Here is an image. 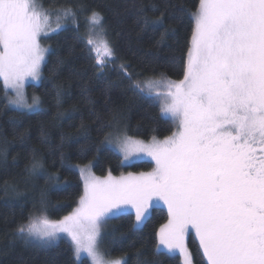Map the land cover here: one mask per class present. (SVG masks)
I'll return each mask as SVG.
<instances>
[{"label":"snow or ice","instance_id":"1","mask_svg":"<svg viewBox=\"0 0 264 264\" xmlns=\"http://www.w3.org/2000/svg\"><path fill=\"white\" fill-rule=\"evenodd\" d=\"M76 17L72 8L60 9L51 28L50 13L37 0H0V81L7 105L38 110L40 99L28 102L25 82L40 77L47 49L39 38L58 33L61 19L71 18L78 28ZM86 24L87 46L102 70L114 56L106 39H95L104 36L103 18L92 11ZM135 87L147 90L148 98L160 101L162 116L177 122L163 141L115 135L125 159L145 153L155 162L152 172L104 179L89 173L72 213L59 221L41 217L43 227L33 221L18 233L44 244L66 233L77 259L86 252L92 264H126L125 258L103 259L101 225L134 214L132 228L139 229L154 203L163 201L168 222L156 234L157 247L179 250L190 264L184 236L191 226L207 264H264V0H199L183 79ZM112 135L105 137L109 144ZM38 167L34 159L32 170ZM80 171L84 176L88 166Z\"/></svg>","mask_w":264,"mask_h":264},{"label":"trees","instance_id":"2","mask_svg":"<svg viewBox=\"0 0 264 264\" xmlns=\"http://www.w3.org/2000/svg\"><path fill=\"white\" fill-rule=\"evenodd\" d=\"M198 2L39 0L47 10L72 8L79 27L71 19L42 40L48 51L41 79L26 86L28 96L39 97L38 110L7 105L0 81V264H91L76 258L67 238L36 246L18 228L33 216L59 221L77 208L83 182L76 166L92 164L97 176L152 168L146 161L124 164L105 137L120 131L159 140L173 133L159 105L135 85L157 76L183 79ZM92 11L103 18L104 36L95 39H106L114 53L102 70L86 43ZM34 159L39 167L33 171ZM167 219L158 206L139 229L132 228L133 214L108 219L101 225L104 256L123 257L126 264H180L177 255L157 251L156 234ZM189 241L193 264H207L198 244Z\"/></svg>","mask_w":264,"mask_h":264},{"label":"rangeland","instance_id":"3","mask_svg":"<svg viewBox=\"0 0 264 264\" xmlns=\"http://www.w3.org/2000/svg\"><path fill=\"white\" fill-rule=\"evenodd\" d=\"M38 2H39V0H37V4H38V6H41ZM43 10H45V11H47V12L50 13V26H51V28H55V27H56V24H57V14H58V11H59L60 9H59V10H47V9H44V8H43ZM70 20H71V18L61 19V20H60V23H61V25H62V28H63V26H64L65 24H67ZM49 34H51V32H50ZM45 37H46V36L41 35V37L39 38V41H40V45H41V47L47 49V46L44 45L43 42H42V40H43ZM47 51H48V49H47ZM47 51L45 52V58H46ZM44 61H45V59H44ZM44 61H43L42 64H41V70H42V66H43ZM40 79H41V73H40V77H39L37 80H32L31 78H27V80H26V82H25V92H26V96H27V98H28V102H29V103H31V98H32V96H35V95L28 96L27 91H26V86H27V84H34V85H36V84L39 83ZM158 79H162V77H158V76H157V77H151V78H148L146 81H148V80H158ZM169 80H170V79H169ZM172 81H174V80H172ZM143 82H145V81H143ZM143 82H142V83H143ZM142 83H141V84H142ZM141 93L147 96V90H145L144 92H141ZM12 95H14V93H12L11 89H9V90H8V96L11 97ZM153 100L159 105V108H160V107H161V103H160V101H159V100H156V99H153ZM10 106L16 108L14 105H10ZM21 110L29 111V110H27V109H21ZM33 111H34V110H33ZM161 115H162V114H161ZM163 117H165L166 119H168L169 121H171V123L173 124V127H174V131H176V130H177V122H174V121L171 119V117H168V116H163ZM174 131H173V132H174ZM111 134H113V135H112V140H113V142H112L111 144H109V143L106 141L105 144H106L108 147L112 148L115 152H117V153L121 156V158H122V162H123L124 164L127 165V164H131V163H134V162L146 161V162H148V163H150V164L152 165V168H151L150 170L144 172V173L147 174V173L152 172L153 168L155 167V162L152 160V158H151L150 156H148V155L145 154V153H138V154H133V155L129 156L127 159H125L124 154L120 151V148L118 147V144H117V142H116V140H115V135H116V134H119L121 137H123V136L126 135V134H125L124 132H120V131H115V132H113V133H111ZM171 135H172V134H171ZM171 135H170V136H171ZM127 136H128V135H127ZM128 137H131V138L134 139V140H140V141H143L145 144L150 143V142L152 141V139H151V140H143V139L135 138V137H132V136H128ZM156 140H157V139H156ZM163 140H164V139H159V141H163ZM85 166H88V172H86L85 175L82 176L80 170H81L82 168H84ZM75 168L77 169V171H79V173H80V175H81L82 182H83V194H82V196L84 195L85 177H86L89 173H90L92 176H94V177H98V178H100V179H104L105 177H108V176H109V175H106V176H97V175H95L94 172H93V170H92V164H87V165H82V166H76ZM132 174H133V175H139L140 173H136V174L132 173ZM127 175H128V174H123V176H127ZM111 176L114 177V178H119V177H121L122 175H119V176H113V175H111ZM78 202H80V199H79ZM78 206H79V204H78ZM78 206H77V207H78ZM154 206L163 207V208L166 210L167 214H168L167 207H166V205H164L163 201H158V202L154 203L153 207H154ZM75 209H76V207H75ZM75 209H74V210H75ZM74 210H73V211H74ZM73 211H72V212H73ZM72 212H71V213H72ZM149 214H150V212H149ZM133 215H134V214H133ZM148 216H149V215H148ZM41 217H43V216H33V217L31 218V220H30L27 224H25L24 226H27L30 222H33V221H34V222L36 223V226H37V227H43V225H41V224L39 223V220H40ZM134 218H135V217H134ZM62 219H63V218H62ZM146 219H147V218H146ZM50 221H53V220H50ZM167 222H168V219H167V221H166L163 225L167 224ZM160 228H161V227H160ZM160 228H159V230H160ZM159 230H158V231H159ZM100 231H101V229H100ZM100 237H101V236H100ZM60 238H67V239L70 241V243H71V239H70V237L67 236L66 233H59V234H58V239L53 240V241H50V242L47 243V244H44V243L38 242V241H36V240H34V239H32V238H26V239H27L31 244H33V245L41 246V247H46V246H48V245L55 244ZM190 239L192 240L193 243H197V244H198V247L200 248V251H201V253H202V255H203V250H202L201 247H200L199 238L197 237L195 230H194L193 228H191V226H189V229H188L187 233H185V236H184V244H185V247H186V250H187L188 260H189L190 264H193V262H192V258H191V252H190V250H189V249H190V247H189V246H190V244H189V242H190L189 240H190ZM71 244H72V243H71ZM157 245H158V240H157ZM99 251H100V253L102 254L103 259H104L105 261H113V260H117V259H121V258H123V257H117V258L109 259V258H107L106 256H104V254H103V250H102V248H101V238L99 239ZM157 251H166V252H168V250H167L163 245H160L159 247H157ZM168 253L177 255V256L179 257L180 264H185V258L182 257V256L180 255L179 250H175L174 252H168ZM80 257H87V258L90 260L91 264H92V260H91V258L87 255L86 252H81ZM204 259H205V261H206V263H207V260H206L205 257H204Z\"/></svg>","mask_w":264,"mask_h":264}]
</instances>
